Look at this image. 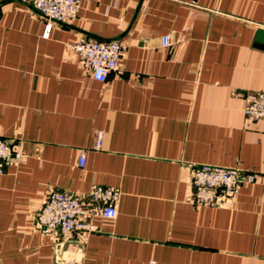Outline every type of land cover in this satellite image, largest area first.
Masks as SVG:
<instances>
[{
	"label": "crops",
	"instance_id": "crops-1",
	"mask_svg": "<svg viewBox=\"0 0 264 264\" xmlns=\"http://www.w3.org/2000/svg\"><path fill=\"white\" fill-rule=\"evenodd\" d=\"M47 23L0 0V136L21 153L0 174V264H264V119L244 111L264 90V0H81ZM83 36L122 44L104 82ZM196 164L240 168L238 194L196 204ZM94 185L120 189L114 219L35 225L49 191Z\"/></svg>",
	"mask_w": 264,
	"mask_h": 264
},
{
	"label": "built area",
	"instance_id": "built-area-1",
	"mask_svg": "<svg viewBox=\"0 0 264 264\" xmlns=\"http://www.w3.org/2000/svg\"><path fill=\"white\" fill-rule=\"evenodd\" d=\"M42 17L48 20L47 31L52 22L65 23L74 19L81 7V0H23ZM162 43L170 44L169 36ZM95 80L104 82L116 71L122 53L119 40H100L81 37L72 45ZM245 115L251 120L264 119V90L246 95ZM21 153L0 136V174L7 166L17 162ZM85 152L80 154L79 164H85ZM243 171L238 167H223L212 164H196L191 168V194L198 205H219L223 200L234 198L243 181ZM118 187L94 185L85 195L69 190H51L41 208L35 214V225L44 233L69 236L73 232L96 230L97 217L114 219L117 216ZM149 264H156L151 260Z\"/></svg>",
	"mask_w": 264,
	"mask_h": 264
},
{
	"label": "water",
	"instance_id": "water-1",
	"mask_svg": "<svg viewBox=\"0 0 264 264\" xmlns=\"http://www.w3.org/2000/svg\"><path fill=\"white\" fill-rule=\"evenodd\" d=\"M255 41L257 45H264V28H258Z\"/></svg>",
	"mask_w": 264,
	"mask_h": 264
}]
</instances>
